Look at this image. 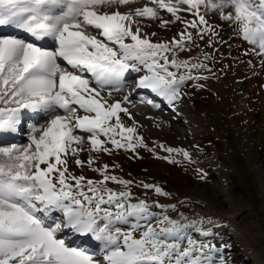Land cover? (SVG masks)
<instances>
[{"label": "snow or ice", "instance_id": "1", "mask_svg": "<svg viewBox=\"0 0 264 264\" xmlns=\"http://www.w3.org/2000/svg\"><path fill=\"white\" fill-rule=\"evenodd\" d=\"M135 2L0 0V30L12 27L25 33L24 38L0 34V135L18 132L26 113L44 119L28 126L26 144L0 146V264H217V258L227 264L228 246L216 248L194 239L190 228L203 237L211 233L171 219L167 208L175 210V205L156 202L161 212H154L145 200L133 203L132 181L109 175L107 164L92 168L95 158L89 156L87 166L102 177L93 180L73 175L68 159L75 157L77 167L85 165L79 158L85 140L89 151L108 154L112 149L103 147L105 143L131 151L144 146L136 127H125L121 120L120 113L131 116L128 109L108 98L124 90L129 70L144 73L136 82L138 89L150 90L169 105L181 99L187 81L206 79L192 73L207 64L178 57L195 42L188 28L196 29L201 40L218 35L205 18L207 12L235 25L251 51L264 57V0H150L151 7L119 11ZM112 6L115 11L106 10ZM162 12L172 19L164 20ZM181 12L197 19L182 18ZM137 17L159 20L160 27L180 21L185 28L178 39L157 43L141 35ZM47 39L57 45L54 50L42 46ZM106 87L107 97L101 95ZM144 103L159 107L151 99ZM166 151L191 162L187 151ZM108 181L123 189L108 187ZM143 187L167 195L158 186ZM65 230L85 242H99L102 256L66 243Z\"/></svg>", "mask_w": 264, "mask_h": 264}, {"label": "rangeland", "instance_id": "2", "mask_svg": "<svg viewBox=\"0 0 264 264\" xmlns=\"http://www.w3.org/2000/svg\"><path fill=\"white\" fill-rule=\"evenodd\" d=\"M161 15L164 20L172 19L167 12ZM182 18L197 19L191 13ZM205 18L218 35H206L201 40L196 37V29L188 28L195 42L188 44L190 50L180 52L178 58L207 64V68L192 73L206 79L187 81L181 88V99L169 105L151 96L150 90L138 89L136 82L144 73L129 70L121 85L124 90L113 91L108 99L121 101L128 109L131 116L120 113L121 120L125 127H136L135 135L143 138L144 146L131 151L105 143L103 147L112 149L108 154L89 151L85 140V150L79 154L85 165L77 167L75 157H69L68 169L73 175L102 179L87 166L91 155L95 158L92 168L107 164L109 175L132 181L129 189L133 203L145 200L153 204L154 212H161L156 202L175 205V210L167 208L171 219L181 224L195 223L196 228L211 233L203 237L190 228L194 239L216 248L227 245V264H264V57L251 51L252 46L237 34L235 25L211 11ZM136 19L140 21L141 35L157 43L178 39L185 28L180 21L160 27L159 20ZM205 53L210 59L204 60ZM88 78L92 81L91 76ZM109 90L106 87L101 95L107 97ZM126 95L128 101L123 100ZM135 99L136 104L132 103ZM147 99L159 107L144 103ZM22 135L28 139L29 129L24 127ZM168 148L187 151L191 162L182 154L167 152ZM169 159L178 163H170ZM143 184L158 186L167 195H158ZM108 187L123 189L112 181H108ZM73 235L65 230L66 243L79 246L76 239L82 238L71 240Z\"/></svg>", "mask_w": 264, "mask_h": 264}, {"label": "bare ground", "instance_id": "3", "mask_svg": "<svg viewBox=\"0 0 264 264\" xmlns=\"http://www.w3.org/2000/svg\"><path fill=\"white\" fill-rule=\"evenodd\" d=\"M145 5H147V6H149V7H151V6H153L151 3H150V0H136V2L135 3H132V4H129V5H125L126 7L125 8H123V9H120L119 11L121 12V13H125V12H128V11H134L137 7H144ZM107 11H109V12H113V11H115L116 10V7L114 6V8H113V6L112 7H110V8H108V9H106ZM166 13V12H165ZM188 12H181L180 13V15L181 16H183V15H186ZM12 29H15V28H12V27H4L2 30H0V34H3L4 35V33L5 34H8L9 33V31H11ZM133 30H135V25H133ZM21 35H23V34H21V31H20V33H18V35H17V37H21ZM22 38V37H21ZM45 48H47L48 50H50V48L49 47H47V46H44ZM62 64H63V62H61ZM87 75V77H90L91 75L90 74H86ZM93 82H94V80H92ZM137 101V99H135L134 101H132V103H137L136 102ZM61 111V114H62V110H60ZM30 115H33V114H31V113H26L25 114V116L24 117H26V118H28V117H30ZM24 117H23V120H24ZM41 117V119L39 120V123H43L44 122V119H43V117L42 116H40ZM25 121H29V119H27V120H25ZM39 126V125H38ZM22 132V133H24V127L23 126H21V129L19 130V132ZM14 133H11V134H4V135H0V146H10L11 144H13V143H26V142H28V139L25 137H22L23 135L21 134V137L20 138H18V139H15V138H13L15 135H13ZM53 215H61L60 213H53ZM61 218H62V216H61ZM74 235L73 236H70L71 237V240L74 238V237H78V236H80L81 238H82V240H81V243H84V241H85V238L83 237V236H81V235H79V234H76V233H74V232H72ZM87 241H92V239H89V240H87Z\"/></svg>", "mask_w": 264, "mask_h": 264}]
</instances>
